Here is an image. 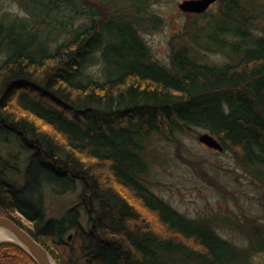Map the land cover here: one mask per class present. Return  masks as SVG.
I'll use <instances>...</instances> for the list:
<instances>
[{
    "label": "trees",
    "instance_id": "16d2710c",
    "mask_svg": "<svg viewBox=\"0 0 264 264\" xmlns=\"http://www.w3.org/2000/svg\"><path fill=\"white\" fill-rule=\"evenodd\" d=\"M79 1L0 15V215L56 264H252L264 222L233 245L154 193L150 176L153 142L197 128L264 186V0L187 14L167 64L144 41L149 0ZM79 11L88 21L75 23ZM47 193L77 194L53 216ZM0 264L37 263L2 241Z\"/></svg>",
    "mask_w": 264,
    "mask_h": 264
},
{
    "label": "rangeland",
    "instance_id": "374dc122",
    "mask_svg": "<svg viewBox=\"0 0 264 264\" xmlns=\"http://www.w3.org/2000/svg\"><path fill=\"white\" fill-rule=\"evenodd\" d=\"M23 1L29 0H0V15L26 17L27 12L21 6ZM182 1L149 0L147 3L144 15L149 24L143 37L151 57L162 64H167L172 38L187 17L178 9ZM86 19L79 11L74 21L79 24L88 21ZM212 58L225 59L221 54H213ZM99 67L94 64L89 69L97 74ZM202 133L203 130L194 128L180 135L178 141L158 139L153 142L154 152L160 158L151 170V188L185 216L212 220L223 238L244 247L246 228L264 222V186L250 177L229 152L216 151L200 142L198 137ZM76 194L53 197L47 193L48 213L58 216L75 201ZM250 261L264 264V251L254 252Z\"/></svg>",
    "mask_w": 264,
    "mask_h": 264
},
{
    "label": "water",
    "instance_id": "95a60500",
    "mask_svg": "<svg viewBox=\"0 0 264 264\" xmlns=\"http://www.w3.org/2000/svg\"><path fill=\"white\" fill-rule=\"evenodd\" d=\"M216 0H183L178 8L184 13H204ZM198 140L210 148L221 151L220 143L209 133L199 135ZM0 228L7 230L15 240H7L21 246L37 264L55 263L46 249L40 245L26 230L6 216L0 215Z\"/></svg>",
    "mask_w": 264,
    "mask_h": 264
},
{
    "label": "bare ground",
    "instance_id": "6f19581e",
    "mask_svg": "<svg viewBox=\"0 0 264 264\" xmlns=\"http://www.w3.org/2000/svg\"><path fill=\"white\" fill-rule=\"evenodd\" d=\"M15 240V238L5 229L0 228V241ZM52 264H55L52 262Z\"/></svg>",
    "mask_w": 264,
    "mask_h": 264
},
{
    "label": "flooded vegetation",
    "instance_id": "af4514ba",
    "mask_svg": "<svg viewBox=\"0 0 264 264\" xmlns=\"http://www.w3.org/2000/svg\"><path fill=\"white\" fill-rule=\"evenodd\" d=\"M217 3V2H216ZM214 5H216L215 3H214Z\"/></svg>",
    "mask_w": 264,
    "mask_h": 264
}]
</instances>
